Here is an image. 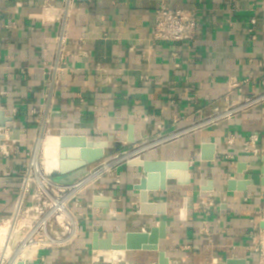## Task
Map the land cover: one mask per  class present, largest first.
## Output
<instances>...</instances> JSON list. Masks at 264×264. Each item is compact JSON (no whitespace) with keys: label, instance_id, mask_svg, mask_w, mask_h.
Returning <instances> with one entry per match:
<instances>
[{"label":"crops","instance_id":"0c3cea01","mask_svg":"<svg viewBox=\"0 0 264 264\" xmlns=\"http://www.w3.org/2000/svg\"><path fill=\"white\" fill-rule=\"evenodd\" d=\"M69 2L0 0V110L14 119L5 129L11 139L0 146V220L13 212L36 137L85 136L109 143L106 157L92 168L129 151L141 153L143 160L186 161L191 182L169 180L166 191L150 194L149 204L156 212L163 207V214L147 215L134 190L144 177L142 169L120 166L116 175L79 197L81 207L75 211L91 215L81 223V239L69 249L48 252L46 264H158L157 252L94 251L92 241L95 233L103 239L112 234L113 243L123 244L127 233L147 232L160 221L167 224V238L159 248L170 264H259L250 250V236L264 208V186L229 192L227 181L249 178L246 171L237 173L240 163L256 174L264 168L262 159L243 149L249 137L258 134V148L264 150V105L203 130L193 125L214 109L228 107L230 97L243 100L262 89L264 0ZM163 3L197 10L200 32L195 43L164 45L152 40L154 12ZM63 22L70 41L66 52L83 38L89 55L65 57L74 71L63 77L66 84H59L48 100L49 77L41 64L53 62ZM237 82L242 93L231 89ZM159 126L164 135L189 131L162 145L137 149L144 139L162 135ZM131 127L134 143L128 141ZM15 140L20 150L14 157ZM204 144L215 146L211 161L203 159L210 154L203 153ZM114 175L120 184H115ZM209 184L213 189L206 191ZM96 196L111 201L95 207ZM201 197L212 198L214 206L203 209Z\"/></svg>","mask_w":264,"mask_h":264},{"label":"built area","instance_id":"2783aa9c","mask_svg":"<svg viewBox=\"0 0 264 264\" xmlns=\"http://www.w3.org/2000/svg\"><path fill=\"white\" fill-rule=\"evenodd\" d=\"M67 1L70 4L69 1L71 0ZM252 24H256L255 20H252ZM253 31V28L249 30L250 33ZM199 32L200 24L196 9L171 8L163 3L154 12L152 40L155 42H160L164 45L195 43L198 39ZM83 43V38L79 39L72 44L73 51L66 52L70 41L66 36L65 22H63L59 34L56 37L57 45L53 62L51 64H47L46 62L41 64L42 71L49 77L46 94L48 100L52 99L53 93L59 84H66L63 77L74 71L69 67L65 57L78 58L89 55V52L84 50ZM231 89L242 93V87L239 82L232 84ZM230 102V105L223 110L214 109L213 114L203 118L197 124H194L193 127L203 130L218 125L223 120H230L239 114L246 113L264 105V81L262 82V89L257 93L243 100L235 101L231 100L230 97ZM178 121L175 120L174 122L176 123ZM158 130L162 134L161 136L146 138L140 144L136 145V148L140 150L151 147L154 144L162 145L189 131V129H184L179 131L178 134L172 133L164 135L163 132L165 129L163 126H159ZM38 140L36 139L33 142L35 144L34 148L27 153V164L20 178L13 212L7 220H1L3 223L7 221L14 225L13 238L10 239L8 244L12 246V250L15 246L18 249L24 242L25 245L31 243L37 244L38 248L36 253L32 259L23 260L25 264H46L48 252L56 249L65 250L71 248L81 239V223L89 221L91 216L84 211H75V208L81 207L79 197L103 178L113 174L116 175V170L122 165L129 164L130 160H143L141 159V153L133 155L132 152L125 151L100 163L96 167L92 168L90 166L86 174L71 183H60L55 181L53 176L46 171L41 157H35ZM7 141L9 139L4 142ZM258 141V134H252L244 144L243 149L247 153L264 159V150L258 148ZM18 144L19 140L12 141V147L15 148L12 153L14 157L18 155L20 150ZM5 154L6 156L11 155L6 149ZM122 157H125V159L112 164L110 169H104L107 164L112 163V161L115 162ZM115 184H120L117 176H115ZM57 199L64 202L65 210L68 214L63 220H59L61 212L57 210L56 203H53ZM199 203L203 209L214 206V200L209 197H201ZM89 208L92 209L93 207L89 206ZM258 214V220L253 223L252 227L250 250L257 256L259 264H264V228L260 226L261 222L264 221V208H261ZM47 216L48 219L44 220ZM18 236L20 237L19 239ZM1 263L2 250H0ZM6 264H11V262L9 261Z\"/></svg>","mask_w":264,"mask_h":264},{"label":"water","instance_id":"95a60500","mask_svg":"<svg viewBox=\"0 0 264 264\" xmlns=\"http://www.w3.org/2000/svg\"><path fill=\"white\" fill-rule=\"evenodd\" d=\"M14 119L12 116L5 114L0 110V146L2 142L11 139L5 133V129L9 124H12ZM59 169L54 171H47L53 174H59L61 177L54 178L55 181L60 183H71L77 178L86 174L88 168L98 162L102 161L109 148L107 141H90L85 136H72V135H59ZM129 143H134L135 138L133 135V128L129 131ZM203 153L210 150V154L204 155L205 161L214 159L213 149L215 146L212 144L203 145ZM264 162V159H262ZM129 165L138 166L142 169L144 177L134 186V190L139 193V203L141 212L147 215L163 214V207H156L149 204V197L153 193L166 191L169 180H176L179 185H189L191 182V175L189 173V165L186 161H159V160H132ZM46 169V168H45ZM246 171V172H245ZM55 172V173H53ZM249 173V178L236 179L231 178L227 181V189L229 192H246L249 186H264V168L259 174L252 173L247 170L246 164H238L237 173ZM206 191L213 189V184H209ZM151 194V195H150ZM110 202L111 198L106 196H96L93 201L95 207H99L98 202ZM166 222L160 221L156 226L150 228L145 232H129L125 236L123 244L113 243L112 234H109L106 239L100 237L99 233L93 235L92 249L94 251H118V252H131V251H151L157 252L158 264H170L169 258L166 253L161 251L160 241L167 238ZM264 228V221L260 224ZM16 264H25L24 261L17 262ZM227 264H245L243 260H228Z\"/></svg>","mask_w":264,"mask_h":264},{"label":"bare ground","instance_id":"6f19581e","mask_svg":"<svg viewBox=\"0 0 264 264\" xmlns=\"http://www.w3.org/2000/svg\"><path fill=\"white\" fill-rule=\"evenodd\" d=\"M44 122V121H43ZM41 130V129H40ZM40 139V138H39ZM42 143H43V151H42ZM59 138L54 135H46L41 136V140L38 142L37 150H36V156L41 157L43 164L47 171H53L59 169ZM122 159H125L122 157L121 159L113 162L112 164L122 161ZM111 164V165H112ZM111 165L108 167L106 166L104 169H110ZM62 203L58 202L56 203V207H62ZM14 232V225L13 223L10 224L9 222L5 221L4 224L0 225V247L2 249V263L6 264L11 256L12 250L10 246H7L6 242L8 241L7 236H12ZM10 234V235H9ZM118 252V251H113Z\"/></svg>","mask_w":264,"mask_h":264},{"label":"rangeland","instance_id":"374dc122","mask_svg":"<svg viewBox=\"0 0 264 264\" xmlns=\"http://www.w3.org/2000/svg\"><path fill=\"white\" fill-rule=\"evenodd\" d=\"M48 135H55V134H48ZM56 136V135H55ZM38 138H40L39 140H38ZM38 140V142L41 140V137L40 136H38V137H36L34 140H33V142L35 141V140ZM32 142V144H31V148L28 150V152L30 151V150H32V148H34V143ZM38 145V144H37ZM42 151H43V143H42ZM125 158V157H124ZM119 159H121V158H119ZM131 161V160H130ZM112 163H113V161H112ZM112 163H110V164H107L106 166L108 167L109 165H111ZM58 202H60V203H62V207H56L57 208V210L58 211H60L61 212V215H59V220H63V218H65V217H67L68 216V214H67V212H66V210H65V206H64V202L63 201H61V200H59V199H57V200H54V202L53 203H58ZM48 219V216L44 219V220H47ZM2 224H4L3 222H1V220H0V225H2ZM10 235V234H9ZM8 237V241L6 242L7 244V246H10V248L12 247L11 245H8L9 244V241H10V239H12L13 238V236H7ZM20 237L18 236V239H19ZM19 242V241H18ZM19 247V246H18ZM17 247V248H18ZM37 248H38V246H37V244H26L25 245V242L22 244V246H20L18 249H16V246L14 247V249L12 250V253H11V256H10V258H9V260H8V262L10 261L11 262V264H16L17 262H20V261H23V260H25V259H28V260H30V259H32V257L34 256V254L36 253V251H37ZM0 250H2L1 249V247H0Z\"/></svg>","mask_w":264,"mask_h":264}]
</instances>
